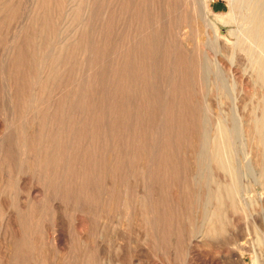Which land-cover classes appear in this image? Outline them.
Instances as JSON below:
<instances>
[{
    "label": "rangeland",
    "instance_id": "374dc122",
    "mask_svg": "<svg viewBox=\"0 0 264 264\" xmlns=\"http://www.w3.org/2000/svg\"><path fill=\"white\" fill-rule=\"evenodd\" d=\"M253 10L0 0V264H264Z\"/></svg>",
    "mask_w": 264,
    "mask_h": 264
},
{
    "label": "bare ground",
    "instance_id": "6f19581e",
    "mask_svg": "<svg viewBox=\"0 0 264 264\" xmlns=\"http://www.w3.org/2000/svg\"><path fill=\"white\" fill-rule=\"evenodd\" d=\"M254 6V17L250 21L251 31L250 36L254 40L256 46L264 52V0H252ZM206 2L204 1V8H206ZM224 132H230L223 128ZM235 131V129H234ZM223 132V131H222ZM264 136V130H263ZM222 144L220 145L219 163L222 168L230 172L233 177L236 176L235 169L228 160V154L231 151L230 142L227 141L226 135L222 137ZM233 185V184H232ZM230 194H233L232 190H229ZM254 262V261H253ZM254 264V263H253Z\"/></svg>",
    "mask_w": 264,
    "mask_h": 264
}]
</instances>
